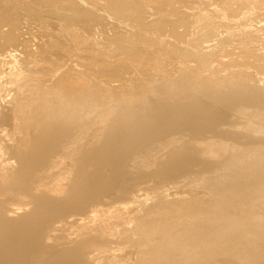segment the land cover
I'll list each match as a JSON object with an SVG mask.
<instances>
[{
    "label": "bare ground",
    "instance_id": "obj_1",
    "mask_svg": "<svg viewBox=\"0 0 264 264\" xmlns=\"http://www.w3.org/2000/svg\"><path fill=\"white\" fill-rule=\"evenodd\" d=\"M0 264H264V0H0Z\"/></svg>",
    "mask_w": 264,
    "mask_h": 264
}]
</instances>
